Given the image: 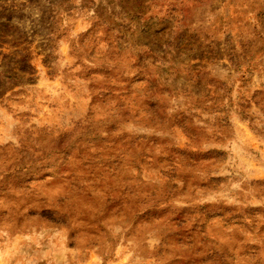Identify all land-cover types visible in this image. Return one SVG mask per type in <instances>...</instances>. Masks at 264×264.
Returning <instances> with one entry per match:
<instances>
[{"label":"rangeland","instance_id":"374dc122","mask_svg":"<svg viewBox=\"0 0 264 264\" xmlns=\"http://www.w3.org/2000/svg\"><path fill=\"white\" fill-rule=\"evenodd\" d=\"M0 264H264V0H0Z\"/></svg>","mask_w":264,"mask_h":264}]
</instances>
